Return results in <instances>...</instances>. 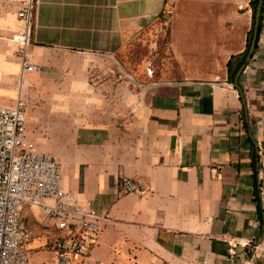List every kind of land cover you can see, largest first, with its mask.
<instances>
[{"label": "crops", "instance_id": "0c3cea01", "mask_svg": "<svg viewBox=\"0 0 264 264\" xmlns=\"http://www.w3.org/2000/svg\"><path fill=\"white\" fill-rule=\"evenodd\" d=\"M262 6L238 89L226 63L218 77L143 82L122 56L166 18L175 50L210 40L227 62L246 46L250 0H37V68L23 72L11 37L19 0H0V103L24 99L27 137L58 156L78 201L109 217L82 264H254L235 243L264 238ZM122 175L141 177L143 191L120 192ZM21 218L31 251L52 250L57 230L40 208L24 206Z\"/></svg>", "mask_w": 264, "mask_h": 264}, {"label": "built area", "instance_id": "2783aa9c", "mask_svg": "<svg viewBox=\"0 0 264 264\" xmlns=\"http://www.w3.org/2000/svg\"><path fill=\"white\" fill-rule=\"evenodd\" d=\"M37 0H19L17 16L22 28L11 35L22 71L37 65L31 56L30 32ZM166 12V11H165ZM25 101L18 95L13 103H0V264H28L31 231L21 218L26 205H37L41 219L56 228L51 264H70L86 255L97 243L107 213L96 212L78 201L77 194L62 182L60 159L38 149L25 131ZM144 180L122 175L120 192H142ZM235 244L244 248L247 259L264 264V238L239 237Z\"/></svg>", "mask_w": 264, "mask_h": 264}, {"label": "rangeland", "instance_id": "374dc122", "mask_svg": "<svg viewBox=\"0 0 264 264\" xmlns=\"http://www.w3.org/2000/svg\"><path fill=\"white\" fill-rule=\"evenodd\" d=\"M167 14V12H166ZM185 48L174 49L168 41L167 19L155 20L143 28L124 49L122 59L129 76L138 81H163L190 77H218L225 69L227 55L213 41H187ZM223 53L230 51L224 41ZM181 52V53H179ZM52 250L47 246L31 251L28 264H51ZM82 257V256H80ZM70 264H82L84 257Z\"/></svg>", "mask_w": 264, "mask_h": 264}, {"label": "water", "instance_id": "95a60500", "mask_svg": "<svg viewBox=\"0 0 264 264\" xmlns=\"http://www.w3.org/2000/svg\"><path fill=\"white\" fill-rule=\"evenodd\" d=\"M262 1L263 0H257V2H256L255 9H254V20H253V26H252V34H251L250 42H249V45L247 48V52H246V55L244 57L243 62L240 64V66L238 67V69L236 70V72L234 74L233 84L238 89H239V84L237 81L238 76H239L241 70L245 67L247 61L252 56L253 50H254L255 45H256L257 35H258V24H259V20H260Z\"/></svg>", "mask_w": 264, "mask_h": 264}, {"label": "trees", "instance_id": "16d2710c", "mask_svg": "<svg viewBox=\"0 0 264 264\" xmlns=\"http://www.w3.org/2000/svg\"><path fill=\"white\" fill-rule=\"evenodd\" d=\"M257 0H250L251 3V7H252V23L254 20V9H255V5H256ZM262 10H263V6L261 7V14H260V20H259V24H258V29L261 25V20H262ZM251 34H252V25L250 27V29L247 32V38H246V46L245 48L241 51L240 54L238 55H231L227 62H226V66H227V71H228V76L229 79L232 81L234 73L236 71V69L240 66V64L243 62L244 57L246 55L247 52V48L250 42V38H251Z\"/></svg>", "mask_w": 264, "mask_h": 264}]
</instances>
